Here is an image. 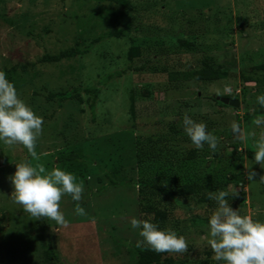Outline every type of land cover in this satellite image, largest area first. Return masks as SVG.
Segmentation results:
<instances>
[{
  "label": "rangeland",
  "instance_id": "374dc122",
  "mask_svg": "<svg viewBox=\"0 0 264 264\" xmlns=\"http://www.w3.org/2000/svg\"><path fill=\"white\" fill-rule=\"evenodd\" d=\"M120 28L123 34H111ZM70 47L83 52L42 60ZM201 66L227 72L213 80L170 76ZM126 67L101 88L94 112L86 94L47 99L49 91L95 85ZM0 70L44 120L38 161L23 145L0 141V264H223L207 243L217 207L210 192H228L234 209L264 221V181L248 179L252 169L264 175L254 159L264 126L252 123L264 115L257 102L264 95V0H0ZM186 113L218 138L215 151L194 146ZM233 121L256 136L237 139ZM25 159L84 181L81 201L65 195L60 202L67 226L37 219L13 201L10 177ZM142 181L167 192L142 201ZM140 202L165 220L142 213ZM77 203L86 215L75 213ZM142 215L184 235L188 251L141 256L134 244L142 228L131 220ZM48 246L53 261L44 256Z\"/></svg>",
  "mask_w": 264,
  "mask_h": 264
},
{
  "label": "clouds",
  "instance_id": "9594fccd",
  "mask_svg": "<svg viewBox=\"0 0 264 264\" xmlns=\"http://www.w3.org/2000/svg\"><path fill=\"white\" fill-rule=\"evenodd\" d=\"M225 92H231L225 88ZM259 105L264 107V95L257 97ZM252 123L256 127L264 126V115L256 116ZM43 117L37 115L33 108L20 97L14 83L9 81L5 71L0 70V141L11 147L23 145L32 160L40 159L37 151V141L43 132ZM184 130L197 149L209 145L212 151L218 147V138L207 130L204 122L194 121L187 113L183 118ZM233 134L241 141L255 137L256 132H245L240 124L233 121ZM255 163L264 169V131L255 142ZM25 159L16 164V171L10 177L14 186L12 199L23 207L31 216L55 221L58 226L69 223L60 210V202L65 195H70L73 201L79 202L84 192V181L78 180L75 174L54 167L46 169L43 164H33ZM257 177L264 181L255 169L249 171L248 179ZM229 193L210 192L209 199L216 201L217 207L209 218L208 245L214 253V259L223 264H264V221L251 215H242L239 209H234L228 202ZM75 213L86 215L85 209L76 204ZM133 228H142L139 232L142 240L136 242L137 248H150L156 253H178L188 251V242L184 235H178L172 228L161 229L148 219L132 218Z\"/></svg>",
  "mask_w": 264,
  "mask_h": 264
},
{
  "label": "trees",
  "instance_id": "16d2710c",
  "mask_svg": "<svg viewBox=\"0 0 264 264\" xmlns=\"http://www.w3.org/2000/svg\"><path fill=\"white\" fill-rule=\"evenodd\" d=\"M117 4L127 6L129 3V0H111ZM126 15V13H124ZM123 23H126V19L123 20ZM124 29H116L112 30L111 34L115 36H119L123 34ZM83 51H80L76 47H70L67 49L60 50L59 52L55 54H45L42 57L43 61L50 62V61H59L63 58L66 57H73L76 56ZM129 70V67H126L125 69L118 70L116 72L108 73L104 77L100 78L95 85H90L86 87H74L71 89H64V90H59V91H49L47 94V99L52 100L56 99L59 102L65 101L68 99H80L81 94H86L87 95V102L88 106L91 110V112H94L95 110V103L97 99V95L101 88L111 79L113 76H119L121 73H125ZM227 70L222 69L219 67H212V66H201L196 69H188L185 71H174L170 73L171 78H179V79H196V80H213V79H219L222 78L226 75ZM75 155L70 153L68 155V158L71 159ZM191 158L195 157V150L192 149L189 155ZM188 187H184L183 189L177 190V192L181 193L184 191H187ZM138 190H139V195L140 199L143 201V199L147 198L150 194H159L162 192H167V190L163 187L161 183H149L148 181H142L138 185ZM172 192L174 189H171ZM176 192V191H175ZM140 207H141V212L145 213L146 211L153 210L154 212V219L159 220V221H164L165 220V213L161 210H156L152 209L153 207H149V205H143L142 202H140ZM150 208V209H149ZM146 219L145 215L141 217V220ZM134 248L136 251L141 255H159L160 253H156L155 251L151 250L150 248L144 247V248ZM55 250L51 247L48 246L47 249L44 251V256L47 260L53 261L56 257Z\"/></svg>",
  "mask_w": 264,
  "mask_h": 264
},
{
  "label": "water",
  "instance_id": "95a60500",
  "mask_svg": "<svg viewBox=\"0 0 264 264\" xmlns=\"http://www.w3.org/2000/svg\"><path fill=\"white\" fill-rule=\"evenodd\" d=\"M218 99V102L219 103H228L230 105H232L233 107H237L239 106V101L238 99H230V98H227V97H217Z\"/></svg>",
  "mask_w": 264,
  "mask_h": 264
}]
</instances>
